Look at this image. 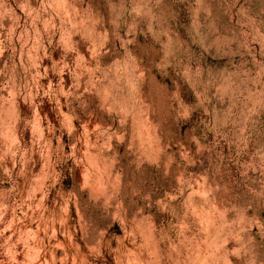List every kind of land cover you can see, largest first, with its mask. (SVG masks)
Masks as SVG:
<instances>
[{
  "label": "clouds",
  "instance_id": "1",
  "mask_svg": "<svg viewBox=\"0 0 264 264\" xmlns=\"http://www.w3.org/2000/svg\"><path fill=\"white\" fill-rule=\"evenodd\" d=\"M0 264H264V0H0Z\"/></svg>",
  "mask_w": 264,
  "mask_h": 264
}]
</instances>
